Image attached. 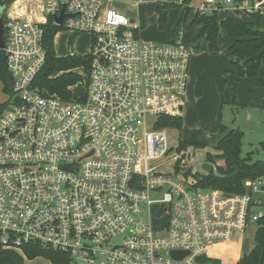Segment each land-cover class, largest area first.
I'll use <instances>...</instances> for the list:
<instances>
[{
  "label": "built area",
  "instance_id": "obj_1",
  "mask_svg": "<svg viewBox=\"0 0 264 264\" xmlns=\"http://www.w3.org/2000/svg\"><path fill=\"white\" fill-rule=\"evenodd\" d=\"M123 1L134 17L114 7ZM147 2L190 6L189 0L3 5L2 50L13 82L0 114L4 248L36 245L62 254L65 264H217L215 255L264 217V175L246 179L244 192L228 193L172 175L187 170L185 149L177 147L172 174L150 163L169 157L159 117H182L191 49L179 36L169 42L141 36ZM246 6L205 0L196 11ZM249 10L263 13L258 4ZM47 25L90 35L87 65L71 69L85 70L75 98L35 83Z\"/></svg>",
  "mask_w": 264,
  "mask_h": 264
},
{
  "label": "trees",
  "instance_id": "obj_2",
  "mask_svg": "<svg viewBox=\"0 0 264 264\" xmlns=\"http://www.w3.org/2000/svg\"><path fill=\"white\" fill-rule=\"evenodd\" d=\"M13 0H0V5H8ZM190 1V0H189ZM240 2L242 0H235ZM173 6L156 7L159 14V27L162 29L166 21V9ZM191 8H183V15L176 23L174 36L177 37L179 29L186 20ZM263 13L252 12L254 18L261 17ZM4 21V13L2 14ZM144 16H142V24ZM191 25L199 26L197 37H204L208 43V49L217 50V36L223 32L234 37L233 43L225 50L226 55L241 59L242 62H230L233 73L240 78L254 77L255 83L259 87H264V28L257 23L245 21L239 17H227L219 20L216 11L210 14H201L196 11ZM62 29L47 25L43 36V47L45 50V62L36 78V85L44 88L49 93L57 94L62 99H69L71 96L70 86L76 84L80 75L74 68L87 65L89 54L83 56L65 55L57 56L54 50V37ZM3 37L6 38V29L3 30ZM12 77L7 68L5 55L0 49V91L4 94V100L0 101V114L7 107L9 97L12 96ZM161 122L158 128L166 126H176L181 128L182 117L160 116ZM243 132L239 129H228L220 124L219 137L215 144L218 153L216 158L223 161L222 166L214 165L209 167L206 174H195L196 186L200 188H217L228 193L244 192L243 182L246 179H255L264 175V159L252 160V152L245 157L240 155L241 138ZM187 142L181 141L178 149H185ZM259 146L264 150V140L259 142ZM214 156L206 154V160L214 163ZM178 168V167H177ZM180 170V168H178ZM188 172V169L185 173ZM233 247L228 244L224 249L215 255L217 264H225L226 258L232 253ZM240 253L235 264H264V217L256 222L254 234V244L250 246L247 253ZM40 258L44 263L37 261ZM64 256L53 250H44L36 245H25L21 251L4 248L0 243V264H65Z\"/></svg>",
  "mask_w": 264,
  "mask_h": 264
},
{
  "label": "rangeland",
  "instance_id": "obj_3",
  "mask_svg": "<svg viewBox=\"0 0 264 264\" xmlns=\"http://www.w3.org/2000/svg\"><path fill=\"white\" fill-rule=\"evenodd\" d=\"M193 2H197V0H193ZM149 3L150 2L146 3V23L145 27L142 29L141 36L156 42H165L169 40L176 22L182 17L183 8H170L167 13L164 27L161 29L157 16ZM114 7L128 17H134L136 15L135 10L125 1L114 3ZM227 12L229 11L222 13L225 15ZM222 13L221 11L218 12L217 16L223 17L224 15ZM246 16L248 19L250 18L252 22L264 28V16L258 18L249 15ZM190 17L191 14L188 15V21L181 31V39L186 46L188 45L192 49V45L195 44V42L201 46L205 40L202 37L196 38L198 32L195 34V27H187ZM258 20H260V22H258ZM90 41V35L87 33L60 30L56 33L53 40L55 54L57 56L86 55L89 51ZM74 71L80 75V79L76 84L70 87L71 96L75 98L82 90V76L85 74V70L77 69ZM216 84L217 81L215 77H213L210 86L205 90L202 103L199 104V108L202 109H196L197 105L195 106L194 104L192 108H190L188 117H182L184 122L182 121L181 128L176 126H166L163 128L166 133L168 147L170 148L169 157L152 160L150 161L151 164L157 165L159 169L172 174L174 171L172 157L177 154L179 143L185 141L188 143L185 148L187 154L183 157L184 159L181 162L187 167L188 172L176 171L172 175L176 177L182 176L191 180L195 177V174H206L210 166H212V168H215L214 165L222 166L223 161L215 157L218 151L214 147L219 136L218 124L220 123L225 125L228 129L234 128L243 132L240 147L241 157H245L247 153L253 151L251 156L252 160L264 159V150L259 146V142L264 140V87L257 86L254 77L240 79L237 88L232 86L237 92V97H234L235 100L238 102L239 99L241 100L240 102H242L240 103L241 106H236L233 103L224 104L222 100L219 99L221 98L220 94L216 97ZM2 100H4V94L0 91V101ZM153 118L154 117H149V121L154 120ZM207 153L215 157L214 163H209L206 160ZM255 230L256 226L250 223L243 233L235 236L233 241L234 249L226 258L227 264H234L237 256L241 254V244L237 241L239 238H248L250 246H253ZM38 261L44 263L41 259Z\"/></svg>",
  "mask_w": 264,
  "mask_h": 264
},
{
  "label": "crops",
  "instance_id": "obj_4",
  "mask_svg": "<svg viewBox=\"0 0 264 264\" xmlns=\"http://www.w3.org/2000/svg\"><path fill=\"white\" fill-rule=\"evenodd\" d=\"M215 1L218 3V5H222V0H215ZM246 1H247V6L244 9L230 10V9H224V8L219 7V9L216 10V14H218V12H220V11H221V13L225 12V11H229V12H227V14H225L227 16H225L224 13H222L224 15L223 17L217 16L218 19L222 20V19H225L227 17H239L245 21H252L250 18L248 19L246 15L252 16V12L249 10V8H251L252 6H254L256 4H258L259 8L264 11V0H261V1L246 0ZM204 3H205V0H199V1L197 0V2H193V0L189 1V5H190L189 7L191 9L189 10L188 15L191 14V17L189 18V22H188L187 27L188 28L195 27L196 28L195 34L198 32L199 26L191 25L190 22L194 18L197 7L201 6ZM149 4H150L153 12H155V15L157 16V19H158L159 14L157 12L156 7L152 3H149ZM146 7L147 6L145 5V7H144V23L142 24V29L145 27V23H146V18H145ZM170 8L172 9L175 7H170ZM170 8L166 9V15H167L168 10ZM242 14H244V15H242ZM188 15H187V17H188ZM262 16H264V14H262ZM187 17H186V20L183 23L182 27L179 29L178 36L180 37V39H181V34H182L181 31L188 21ZM258 22H260V20H258ZM174 28L172 30V35L170 36L169 40H166L165 42H169V41L176 38L174 36V32H173ZM141 32H142V30H141ZM202 38H204V37H202ZM204 40L205 41L203 42V45H201V46H199L195 42V44L192 45L193 50L187 45V47H189L191 49V55L189 58L188 80H187V87H186V94H185V104H184V108H183V112L184 111H186V112H184V116L182 114V117H185V118L188 117V113H190V108H192V106L194 104H195V106L197 105L196 109H199V110L202 109V108H199V104L202 103V99L204 97L205 90H207L208 86H210L211 81L213 80V77H215V79L217 81V84L215 85L216 86V97L219 96V94H220L221 98H219V99H221L224 104L233 103L236 106H238V105H240V103H242V102H240L241 100H239V99H238V102L235 100V98L237 97V92L232 87V86H235L237 88V84L239 83V80L242 78L237 77L233 73V68L230 64V62L241 63L242 60L238 59L236 57H230L229 58L225 53V50L228 48V46H230L233 43L234 37L229 36L223 32H219V34L217 36L218 49L215 51L208 49V46H207L208 43H207L205 38H204ZM181 41H182V39H181ZM254 80H255V78H254ZM182 121H183V119H182ZM220 124H218V134H219ZM230 245L234 249V246L232 244H230Z\"/></svg>",
  "mask_w": 264,
  "mask_h": 264
},
{
  "label": "water",
  "instance_id": "obj_5",
  "mask_svg": "<svg viewBox=\"0 0 264 264\" xmlns=\"http://www.w3.org/2000/svg\"><path fill=\"white\" fill-rule=\"evenodd\" d=\"M261 1V0H257ZM2 11H3V6L0 5V49H3L4 47V37H3V21H2ZM57 20L61 22V17H58ZM185 170V169H184ZM242 252L247 253L249 251V240L248 238H244L242 247H241ZM175 254V252H173Z\"/></svg>",
  "mask_w": 264,
  "mask_h": 264
}]
</instances>
